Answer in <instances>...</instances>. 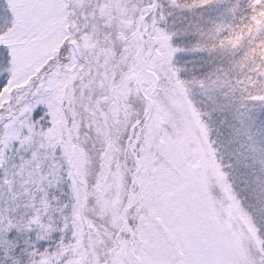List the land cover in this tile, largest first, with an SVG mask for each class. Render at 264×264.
Segmentation results:
<instances>
[{
    "label": "snow or ice",
    "instance_id": "obj_1",
    "mask_svg": "<svg viewBox=\"0 0 264 264\" xmlns=\"http://www.w3.org/2000/svg\"><path fill=\"white\" fill-rule=\"evenodd\" d=\"M0 264H264V0H0Z\"/></svg>",
    "mask_w": 264,
    "mask_h": 264
}]
</instances>
